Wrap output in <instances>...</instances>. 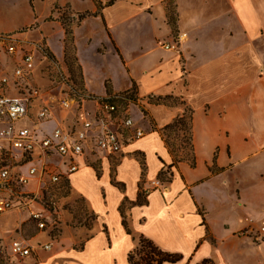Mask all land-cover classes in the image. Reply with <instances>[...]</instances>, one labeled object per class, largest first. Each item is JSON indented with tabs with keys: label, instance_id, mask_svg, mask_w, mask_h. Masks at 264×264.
I'll use <instances>...</instances> for the list:
<instances>
[{
	"label": "crops",
	"instance_id": "obj_1",
	"mask_svg": "<svg viewBox=\"0 0 264 264\" xmlns=\"http://www.w3.org/2000/svg\"><path fill=\"white\" fill-rule=\"evenodd\" d=\"M110 1L100 0V13L89 3L92 16L74 28L77 61L84 87L95 102L132 87L137 90L140 106L137 98L128 102L123 115L145 134L133 140L130 136L115 154L90 144L85 147L81 168L67 177L95 214V231L79 249L74 240L62 253L52 250L49 241L37 242L38 248L50 244L54 264H128L129 253L144 237L181 256L164 264L205 260L264 264V235L258 242L251 234L258 233L255 225L264 221V0H174V27L166 14V0H116L107 5ZM91 21L99 24L105 38V44L94 46L99 66L88 62L85 47L77 41L78 31H87ZM89 32L87 44L95 38V31ZM177 35L182 38L177 52L161 47ZM108 51L119 61L122 87L119 78L101 65ZM11 59L19 62L20 54L10 58L0 52V74L12 73ZM158 97L184 103L151 101ZM94 106V116L88 114L85 120L101 116ZM187 109L194 165L187 160L175 163L154 129L165 128ZM29 121L39 135L50 134L57 126L51 118L38 123L27 119L18 125ZM81 123L74 121L64 129ZM112 128L123 129L118 124ZM87 155L100 162L99 175L91 165L82 166ZM57 158H49L48 165L64 175L67 160ZM23 162L19 169L23 175L41 165L39 158ZM161 175L167 179L161 180ZM38 178L23 187L25 192L42 190ZM7 191L17 193L14 186ZM244 230L250 235L240 236ZM10 250L11 245V255Z\"/></svg>",
	"mask_w": 264,
	"mask_h": 264
},
{
	"label": "rangeland",
	"instance_id": "obj_2",
	"mask_svg": "<svg viewBox=\"0 0 264 264\" xmlns=\"http://www.w3.org/2000/svg\"><path fill=\"white\" fill-rule=\"evenodd\" d=\"M166 2L167 17L175 22L174 0H166ZM89 3L95 5L93 0H0V33L18 36L21 39V41L19 40L20 46L25 51L33 52L36 58L37 70L35 75L29 80L21 81L23 91L33 92L34 88L38 90L39 94L32 111L37 114L40 109L46 108L49 114L48 118L52 119L51 124L57 125L56 128H64L65 125L71 126L77 120L83 122L88 114L94 116L96 112L94 104L97 101L95 102L94 98L88 99L85 95L87 93L83 94L85 97L76 94V90L79 92L84 87L81 86L80 81L82 71L76 57L74 36L73 46L67 57L65 56L64 42L65 26H68L73 32L74 28L80 24L81 16H92L88 8ZM101 10L102 8L98 10V13ZM87 13L91 15H87ZM90 29L95 31V38L92 43L87 44L86 37L89 35ZM78 37L79 44L85 47V58L93 66H99L94 57V46L101 43L105 44V38L99 24L91 21L87 31L86 28L78 31ZM178 37L179 35L175 38L178 39ZM170 42L172 41H165L160 45L162 47L164 43ZM104 46L102 45V47ZM107 58L105 62L102 61L101 65L108 68L113 75L119 78V84L122 87L125 80H123L118 59L112 51L107 52ZM70 65H72V68ZM95 87L101 91L98 82H96ZM125 92L133 94L140 106V103H138L140 98L135 88L132 87L130 90L123 91L118 95L125 94ZM13 95L17 98L20 97L18 92ZM124 98L126 99L115 101L121 109L128 106V100L133 101L125 96ZM178 103H181L178 99L167 100V104L170 105ZM121 109L120 112L123 115L125 109ZM81 111H84L85 114H82ZM25 126L35 127V130L38 129L30 121ZM162 135L164 142L168 143V146L175 151L178 158L189 159L188 154L191 153L187 144V134L182 128L165 130ZM128 138L130 139V135L125 132L123 136L124 144L125 142L128 143ZM91 146L95 149L93 145ZM13 151L18 154L21 153L15 148H13ZM15 156L20 158L19 155ZM33 158H37V156ZM59 158H57V161ZM92 158L91 155H87L82 166L91 165L99 175L100 162L97 160L92 161ZM19 164L23 165L25 163L21 162ZM30 165H32L31 162L28 163V167ZM68 177L61 175L60 181L52 183L47 177L43 176L42 190L35 194L29 193L30 197L35 199L34 202L28 204V201L23 199L21 210L0 212V242L2 244L0 264H54L55 262H52L53 258L50 259L53 248L62 253L64 251L63 247H66V244L71 240H74L73 246L75 248L83 247L85 239L95 231L96 216L85 199L72 188ZM162 177H160L161 180L167 179V177ZM25 188L19 187L16 190L25 192ZM14 194L12 196L7 190H0V197L14 199L19 195V193ZM32 212H39L42 220H45L46 227L44 229H40L38 226L39 219L34 218ZM263 226L264 221L255 225L258 233L253 232V234L251 232L255 241L259 242L262 239V235H264ZM248 231L244 230L239 234L242 237L249 236ZM20 239L27 240L34 248L32 255L28 256L29 258L15 256L11 250V255L8 252L12 241ZM45 241H49L52 250L44 251L38 248L37 242L43 243Z\"/></svg>",
	"mask_w": 264,
	"mask_h": 264
},
{
	"label": "built area",
	"instance_id": "obj_3",
	"mask_svg": "<svg viewBox=\"0 0 264 264\" xmlns=\"http://www.w3.org/2000/svg\"><path fill=\"white\" fill-rule=\"evenodd\" d=\"M181 40L182 38L179 36L178 39L176 38L170 43H164L162 48L169 52H177ZM0 50L10 58L20 54L19 62L14 63L11 59V63L14 65L12 73L0 74V142H4L3 146H0V190H9L12 186L16 189L23 188L36 176H39L40 180L43 176L47 177L52 183L60 181L63 174L51 170L47 162V159L52 156L66 158L64 175L67 177L80 169L79 160L83 157L88 144L108 153H118L124 147L125 132L129 133L132 140L144 136L145 133L140 128L134 129L131 117L121 114V108L115 101L126 99L123 95L108 96L96 100L101 116L84 120L78 128L57 127L50 134L39 135L35 127L19 126L18 123L27 119L32 120V118L36 123L43 122L49 115L46 108H42L37 114H34L32 109L39 92L36 88L33 89V92H24L22 88L21 81L32 78L37 70L36 58L33 52L25 51L20 46L19 39L15 35L0 34ZM15 92H18L20 97H15L13 95ZM122 108L124 109V107ZM116 124L123 129H113L112 126ZM94 133L95 137L90 135ZM13 148L21 152L20 158L15 156ZM35 156L41 160V165L30 167L28 175L20 173L21 165L19 163L33 159ZM9 193L12 196L15 195L13 191ZM17 193L19 195L14 199L0 197V212L21 210L23 199L27 200L28 204L35 200L27 192L17 191ZM32 215L39 219L40 229H44L46 224L40 213L32 212ZM262 231H264V227ZM42 247L49 250L51 245L44 244ZM33 249V246L25 239L13 240L11 243V252L15 256L24 258L31 256Z\"/></svg>",
	"mask_w": 264,
	"mask_h": 264
},
{
	"label": "trees",
	"instance_id": "obj_4",
	"mask_svg": "<svg viewBox=\"0 0 264 264\" xmlns=\"http://www.w3.org/2000/svg\"><path fill=\"white\" fill-rule=\"evenodd\" d=\"M95 5L97 6L98 9L102 8V3L100 2V0H93ZM116 0H111L110 2H108L107 5H111L115 2ZM87 15H91L90 13H87ZM86 16L83 15L80 17V20H82L83 18H85ZM169 23L171 24V26L174 27V23L172 21V19L168 18ZM65 31V56H68V53L70 52V50L72 49L73 46V32L72 30L68 27L65 26L64 28ZM72 68V65H70ZM81 70V68H80ZM72 72V71H71ZM72 74V73H71ZM81 86L84 87V78L83 75L81 73ZM107 91H108V95L112 94L111 90L107 87ZM87 93L85 87L83 89H81L79 92L76 90V94L78 96H83L85 97L83 94ZM87 96L88 99H93L94 97L89 95L88 93L85 94ZM123 96L135 100V96L133 94H130L128 92H125V94H122ZM172 99V97H158L156 99H152L151 101L155 104H167V100ZM184 103V102H181ZM145 116L147 115L146 112L144 113ZM191 126H192V122H191V110L187 109L185 114L177 119H175L171 124H169L168 126H166L165 128L159 130L157 128L154 127L155 130H157L160 135L163 138L162 133L165 130H169V129H175L177 127H180L183 129V131L185 132V134H187V144L189 147V151H190V155L189 159L187 161H189L191 163V165L195 164V156H194V152H193V144H192V133H191ZM165 144L167 145L169 152L172 154L173 158H174V162H179L181 160H186L184 158H178L175 154V151L168 146V143L165 142ZM162 177V175H161ZM170 179V177L168 178V180ZM125 226L126 223L124 222ZM181 259V256L178 254H172V253H168L165 252L163 250H161L159 247H157L152 241L142 237L140 239L139 245L129 253L128 255V264H164L166 262H170V263H174L177 262L178 260ZM202 264H215L212 260H205Z\"/></svg>",
	"mask_w": 264,
	"mask_h": 264
}]
</instances>
